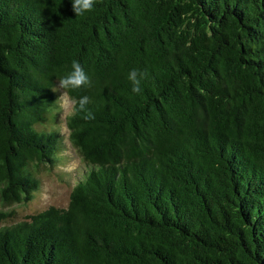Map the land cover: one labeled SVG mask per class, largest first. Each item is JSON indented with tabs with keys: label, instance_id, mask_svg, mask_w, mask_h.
<instances>
[{
	"label": "trees",
	"instance_id": "trees-1",
	"mask_svg": "<svg viewBox=\"0 0 264 264\" xmlns=\"http://www.w3.org/2000/svg\"><path fill=\"white\" fill-rule=\"evenodd\" d=\"M88 167L68 206L1 226L0 264H264V0H0V202L54 167L55 87ZM147 69L142 92L131 70ZM39 128V129H38Z\"/></svg>",
	"mask_w": 264,
	"mask_h": 264
},
{
	"label": "rangeland",
	"instance_id": "rangeland-1",
	"mask_svg": "<svg viewBox=\"0 0 264 264\" xmlns=\"http://www.w3.org/2000/svg\"><path fill=\"white\" fill-rule=\"evenodd\" d=\"M55 92L58 96L59 105L55 121L41 126L40 129L54 130L59 132L61 136L62 142L60 153L57 156V164L51 168L47 165L38 168L36 175L40 181V187L30 202L24 205H3L0 202V214H12L11 217L2 222L1 226H11L22 222L26 217L42 212L49 207L66 208L72 189L88 170L69 141L67 119L72 114V110L71 108L66 110L62 106V101L59 99L62 90L58 91L55 87Z\"/></svg>",
	"mask_w": 264,
	"mask_h": 264
},
{
	"label": "clouds",
	"instance_id": "clouds-1",
	"mask_svg": "<svg viewBox=\"0 0 264 264\" xmlns=\"http://www.w3.org/2000/svg\"><path fill=\"white\" fill-rule=\"evenodd\" d=\"M72 10L75 13V16H81L86 12H90L93 10L96 0H71ZM72 71L68 73L66 76L59 79L56 87L58 91L62 90V94L59 96V99L62 101V106L67 110L71 108L72 113L76 114L77 112H84L85 120L95 119L94 114L87 110V105L91 102L90 97L82 96L79 100L74 98H69L67 96V90L72 89H80L83 87H91L92 81L88 74L85 72L82 65L74 60L72 62ZM148 78L147 69L138 70L133 69L128 74V79L131 81L133 88L132 91L134 93H141V81Z\"/></svg>",
	"mask_w": 264,
	"mask_h": 264
}]
</instances>
